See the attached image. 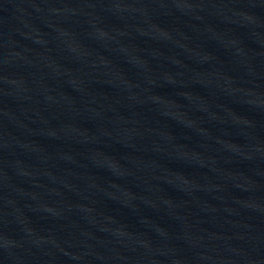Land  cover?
Masks as SVG:
<instances>
[{"label": "water", "instance_id": "water-1", "mask_svg": "<svg viewBox=\"0 0 264 264\" xmlns=\"http://www.w3.org/2000/svg\"><path fill=\"white\" fill-rule=\"evenodd\" d=\"M0 264H264V0H0Z\"/></svg>", "mask_w": 264, "mask_h": 264}]
</instances>
